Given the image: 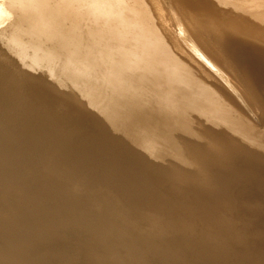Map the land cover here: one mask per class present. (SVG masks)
<instances>
[{
    "label": "rangeland",
    "instance_id": "374dc122",
    "mask_svg": "<svg viewBox=\"0 0 264 264\" xmlns=\"http://www.w3.org/2000/svg\"><path fill=\"white\" fill-rule=\"evenodd\" d=\"M31 1L35 18L32 24H25L23 23L24 17L31 12V7L25 6L29 5L27 0H0V13L11 12V25L6 23L4 26L3 24L5 30H0V180L6 182L0 188V212L6 218L3 220L7 221V223L4 222V226L10 223V220L14 223L13 227L15 226L12 231L5 230L9 233H3V240L0 244H4L3 247H5L14 242L21 246L20 250L28 253V257L22 264H79L81 258L85 264H130L133 257L139 258L137 264H150L146 256L151 255L152 248L159 251L161 258L158 262L151 264H176L185 253L186 257L193 255L194 250L199 249V245L204 241L210 249L217 247L216 245H219L220 249L225 248V250H219L218 247L214 249L216 253L222 251L224 254L218 252L216 255L212 249L214 256L205 253L207 255H201L196 262L193 261V264H222L224 260L230 264H263L256 262L255 258L244 260L243 255L247 257L249 253L250 255L256 253L258 255L255 254L254 257L264 256V241L262 242L264 240V217H262L264 216L262 215L264 184L260 185V180L252 183L259 199L255 198V202H248L243 195L247 191L246 187L248 188L246 175L242 170L236 172L232 169L229 162L220 163L217 169L221 182L225 185L221 187V190L213 187L208 179L204 180L205 185L197 184L198 180L195 176L202 174L207 178L215 172L212 167H207L210 165V159L214 157V152L221 150L220 148L213 151L215 146L236 147L228 136H223L222 128L215 127V124L222 123L226 126L228 123L236 124L245 120L246 123H250V126L253 125L252 128L257 132H264V0H149L156 11L157 19L151 14L152 7H148L146 0H95L94 6L98 9L97 15L100 20H95L93 15H88L92 0ZM160 4L185 30L184 36L177 38V45L171 39L169 40L167 35L168 42L174 50L159 27L163 26V22L165 23ZM83 11L86 17L81 18L80 13ZM38 14L45 18L40 19ZM256 14L259 17L257 20H255ZM131 18H134L133 22H130ZM73 22L77 26L74 33L71 31ZM18 27L23 30L22 40L25 43L29 40L41 41L42 37L44 41H51L44 45L41 52L37 53L35 66L42 69H38L36 73L31 72L33 77L22 87H19L20 78L14 67L18 63L17 58L19 56L22 59L23 66H30L33 60L32 54H36L39 45H33L34 48H29L32 51H25L24 56H21V52L13 47L15 44H8L15 28ZM129 29L132 30L133 37L126 36ZM175 52L185 54L184 57L188 62L194 65V71ZM197 61L207 64L214 75H217L220 80L222 78L224 82L220 83L201 69ZM62 72H69L84 79L88 99L87 105L79 110V118H82L84 123L71 124L69 134L64 138L63 136L55 137L54 142L57 141L56 143H53L52 139L44 143L45 145L42 144L46 149L47 158L51 161L44 158L46 157L43 153L44 148L40 152L39 149L36 150L39 154L35 151L26 152L24 150L23 155L29 159L26 162L20 161L21 155L15 150L7 151L5 147L11 141L19 142L23 136L21 133L25 128L19 126V123L21 124L20 119L26 113L24 109L35 105L38 111L44 112V115L50 112L58 113L63 117L50 101L53 98L59 99L61 94L65 95L66 102L74 99V91L68 86ZM197 72L205 78L204 86L213 90L210 99L215 105L210 106L208 110L197 106L193 108L191 104L183 109L184 106L177 100L176 90L181 86L180 82L184 84L192 83V81H198L197 84L200 82ZM153 78L158 80L155 81ZM151 80L152 83H150ZM45 93L47 96L42 97ZM248 95L256 104L257 111L254 107L251 110V106L247 104ZM27 102L30 104H25ZM185 112L197 114L199 117L189 116L188 119ZM181 118L185 119L181 120ZM207 120L212 121L206 123ZM57 122H61L59 118ZM187 123L196 124L189 127L190 133L195 130L200 133L196 138L191 139L202 144L204 140H207V144L194 145L199 156L190 154L192 158H189V154L185 153L182 155L184 157L174 159L176 156L174 141L178 140L181 135L177 130L181 127L184 130ZM172 125H176L174 131ZM167 126L170 134L165 135L161 130ZM39 127H41L40 123ZM239 128L243 129V126ZM246 128L248 127H244V131H237L242 132L245 138H253L250 142L253 147L260 146V140L252 135L250 128ZM172 131L177 132L175 140L171 135ZM75 135L78 140L82 138L79 141L88 143L84 154L106 155L108 159L110 158L109 164L107 159L106 165L110 167L112 164L111 169L107 166L104 168L106 172L100 171L98 175L92 172L89 173L90 175L86 174L88 180L84 179L87 185H84L86 183H83L85 182L83 179L84 187L80 185L81 188L78 183L72 184L67 177L63 180L64 182H54L55 186L52 183H50L52 185L47 184L45 179L50 178L51 175V178L57 180V176H67L64 172L62 173L67 165H71L66 161L67 159H61L56 166L52 165L50 168L48 166L52 164L54 160L52 156L55 157L56 152L58 154L66 150L71 143L75 144ZM182 139L184 140V136ZM46 146L50 148L47 149ZM35 154L39 156V160L42 157L41 162L36 159ZM262 155L264 156V150ZM86 158H89L88 155ZM61 163L63 167L64 163L67 165L64 168L61 167L62 170L57 169L56 167L58 164L61 166ZM40 166L44 167L43 172ZM34 167L37 171H34ZM39 170L41 173H37L40 172ZM53 171L54 173L56 171V177ZM102 172L107 173L106 175L110 174L103 176ZM63 178L64 176L61 180ZM107 178L112 180L109 182ZM118 178L123 181L124 185L126 184L123 185L124 189L133 186L129 191L130 196L124 195L121 198V195H118L114 184L119 182L121 186L119 184L118 186L123 189L121 180H117ZM95 179L97 180L94 181ZM231 180H235L240 187L236 184L231 185ZM20 181H28V187L24 183L20 185ZM89 181H94L96 185L90 186ZM104 182L107 184V190L105 187L102 189ZM65 183L67 187L64 186ZM110 183L113 184L110 185L111 187L108 186ZM75 185L83 191L87 188L86 192L94 187L93 194H99L97 190H100V194L92 196L91 193L94 191L92 188L86 195L83 191L72 193V195V189L75 192L79 191L78 188L75 190ZM52 186L55 187L54 189L57 188L55 192ZM45 187L48 188L47 191ZM65 188L71 190L66 189L65 191ZM61 189H64L63 192ZM101 191H106L102 192L106 196L101 194ZM61 192L68 195V198L65 196L62 201L59 197L62 195ZM81 194L85 195L86 199L89 197V200H91L90 195L91 198H97L100 195L103 198H97V201L95 199L96 202L83 200V205L76 204L79 199L76 197L79 195L83 197ZM165 198L167 203L163 200ZM47 201L49 203H46ZM96 203L99 204L96 205ZM165 204L166 206L170 204L174 212L166 214ZM19 205H22V208L16 207ZM101 205H104L103 208ZM108 206L110 211H107ZM100 207L102 208L100 214L105 212L108 215L104 214L103 218L100 217L104 221L92 215H88L90 218L87 215H80L89 214L95 208L100 210ZM258 208L261 210L259 211ZM233 212L235 214H232ZM239 212L241 217L237 216ZM250 212H255V216L260 215L254 219L255 216L250 215ZM39 213L43 214L39 215ZM211 215L221 217H216L219 219L215 218V220V216ZM251 216L252 219L249 218ZM250 219L253 220L252 223ZM108 220L110 225L107 224ZM129 220L132 222L130 223ZM94 221H106L107 223L100 225L109 226L105 225L100 228V225ZM127 222L129 223L126 225ZM240 222L241 224L244 222L243 227L239 226ZM120 224L125 227H121ZM22 227L24 229L19 231ZM104 227H107V230ZM257 230L259 233L262 231L261 234L256 232ZM49 233L51 236L46 237L45 235ZM1 235L2 230H0ZM247 235L252 243L247 239ZM258 237H261V242ZM70 238L74 246L70 247L72 254L68 252L69 250L67 251L70 256L64 252L66 261L63 257V250H61L62 246L58 241ZM245 239H247V244ZM125 240L128 243L124 242ZM225 240L232 242V246L227 247L229 243ZM39 242L44 244L40 247ZM141 243L145 245L142 246ZM238 243L242 245H237ZM254 243H259L261 247L259 245L255 247ZM46 245L50 247L54 245L58 249L53 250L54 248ZM233 245L237 246V250ZM257 248L263 250L260 249L257 252L256 250H259ZM242 250H245V253ZM222 256L225 258L222 259ZM62 258L63 261H60ZM125 259L131 260L125 263L122 261ZM161 261L163 263H160ZM189 261L191 258L185 259L180 264ZM132 263L134 262L131 261Z\"/></svg>",
    "mask_w": 264,
    "mask_h": 264
},
{
    "label": "bare ground",
    "instance_id": "6f19581e",
    "mask_svg": "<svg viewBox=\"0 0 264 264\" xmlns=\"http://www.w3.org/2000/svg\"><path fill=\"white\" fill-rule=\"evenodd\" d=\"M147 2V5H148V7L150 8V7H152V3L149 1V0H146ZM27 2H28V4L29 5H25V6H27V7H31V12L28 14V16H25L24 17V21H23V23H25V24H32V22H33V20H34V18H35V15H34V12H33V10H32V1L31 0H27ZM94 4H95V0H92V6H91V9H90V11H89V14L88 15H93L94 16V19L95 20H100V18H99V16L97 15V11H98V9L94 6ZM160 6H161V4H160ZM162 7V13H163V17H164V20H165V23L163 22V26H159V22L157 23V25L159 26V27H161V31L164 33V36H165V39H166V41L168 42L170 39L172 40V42H174L176 45H177V38L178 39H180V38H182L183 36H184V34H185V30H183V28L181 27V25L178 23V22H176V20L174 19V17H173V15L172 14H170V13H168V12H166L167 11V9L165 10L164 8H163V6H161ZM189 7V6H188ZM151 14L153 15V17L155 18V19H157V14H156V11H155V9L152 7V9H151ZM197 13H201V12H198V11H196ZM82 16H81V18L82 17H86V13H85V11H83V13H80ZM38 15H40V19H44L45 17L43 16V15H41V14H38ZM262 16V15H261ZM10 17H11V12H5V14H1L0 13V30H5V28L3 29V24H4V26H6V23H7V25H11V21H10ZM259 17L257 16V14H256V16H255V20H257ZM37 20H39V19H37ZM134 21V18H131L130 19V22H133ZM173 21V22H172ZM231 22V21H230ZM255 26H257V24L255 25ZM70 28V27H69ZM163 28H164V30H163ZM77 30V26L75 25V23L73 22V27H71V31H73V33L75 32ZM160 30V29H159ZM27 33V32H26ZM169 36V40H168V36ZM126 36H131V37H133L132 36V30L131 29H129V31H128V33H127V35ZM23 39V30L20 28V27H18V28H15V30H14V33H13V36H11L10 37V40L8 41V44H10V43H12V44H15V46H13L15 49H17L16 51H20L21 52V56H24V54H25V51L26 52H28V51H32V50H30L29 48H34L33 47V45L34 46H38L37 47V52H36V54H32L33 55V60L31 61V65L30 66H27V67H25V66H23V64H22V59H20V57L18 56V58H17V62L18 63H16L15 64V69H16V71H17V75H19L18 77L20 78V80H19V84H20V86L19 87H22L23 86V84H25V82H27V81H29L32 77H33V75H31L30 73L31 72H37V70L38 69H42V68H38V67H36L35 65H36V60H37V57H38V55H37V53L38 52H41V50H42V48L44 47V45L45 44H47L48 42H51V41H48V40H43V37H42V40L40 41V40H38V41H36V42H34V40H27L28 42H26L25 43V41L24 40H22ZM168 44L170 45V47H172V45H171V43H169L168 42ZM173 48V47H172ZM173 50H174V48H173ZM178 53V54H177ZM175 54L176 55H178V57H180L181 59H182V61L183 62H185L186 64H188L187 66H190L189 68L191 69V70H193L194 69V65H192V63L191 62H188V60L184 57V56H186L185 54H181L180 52H175ZM4 58V57H3ZM187 58L189 59V57L187 56ZM190 60V59H189ZM198 62V61H197ZM199 63V66L201 67V69H203V70H205L207 73H209L213 78H215L216 80H218L220 83H223L224 82V80L221 78V80L219 79V77L217 76V75H214V73H213V71L207 66V64H205V63H200V62H198ZM248 67V66H247ZM114 68V67H113ZM212 68V67H211ZM198 70V69H197ZM196 70V71H197ZM194 71V70H193ZM26 73L28 74V75H26ZM63 73V75H64V77H65V79H66V82H67V84H68V86L69 87H71L72 88V90L74 91V99L72 100V101H69V102H66L65 101V95L64 94H61V96H60V98L59 99H56V98H53L51 101H50V103L52 102L53 103V105L57 108V110L59 111V113L63 116V117H61L58 113H48V114H43L44 112L43 111H38L37 110V108H36V106L34 105V106H29V107H26L25 109H24V111H26V113H25V115H22L23 117H21V124L19 123V126H23L25 129H24V131L21 133L23 136L21 137V139L19 140V142L18 141H11V142H9L7 145H6V149H8L7 151H13V150H15L16 151V153H18L19 155H21V157H20V161H23V162H26L27 161V159H29V157H25L23 154H24V150L27 152V151H31V152H34L35 151V153L38 151V149H39V152L44 148V145L46 144V142H48V141H51L52 139V142L53 143H56V142H54V140L57 138V137H62L63 136V138L65 137V136H67L69 133H68V130H69V128H70V125L71 124H78V123H84V121H82L83 119L82 118H79V116H80V112H79V110H80V108L82 107V106H85V105H87L86 104V102H87V99H88V94H87V92L85 91V82H84V79L82 78V77H79V76H76V75H74V74H70L69 72H62ZM197 77H198V79L200 78V82L197 84L196 82H198V81H192V83H187V84H184L183 82H180V84H181V86L176 90V94L178 95V97H177V100H178V102H180L181 103V105L182 106H184L183 107V109L186 107H189L190 106V104H191V106L194 108L195 106H197L198 108L199 107H201V108H204V109H206V110H208V109H210V106H214L215 104H214V101L212 100V99H210V97L212 96V92H213V90H211V89H209L208 87H205L204 86V84H203V82L204 81H206L205 80V78H203V76L201 75V74H199L198 72H197ZM193 80H194V78H192ZM139 80V79H138ZM153 80H155V81H157L158 79H156V78H153ZM153 81L151 80L150 81V83H152ZM202 82V83H201ZM206 84V83H205ZM189 91H190V93H189ZM81 95V96H80ZM28 96V95H27ZM45 96H47V93H45L42 97H45ZM248 97H249V95H248ZM210 99V100H209ZM48 100H49V98H48ZM51 103V104H52ZM68 103V104H67ZM25 104H30V103H25ZM247 104L248 105H250L251 106V110H253V107L255 108V110L257 111V107H256V104L254 103V101H252V99L249 97V100H247ZM254 112V111H253ZM42 113V114H41ZM185 115H186V117H188V119H189V116H193V118L194 117H199L197 114L195 115V114H192V113H190V112H185ZM58 118L60 119V123H58L57 122V120H58ZM154 119V118H153ZM182 119H185V118H181V120ZM188 119H187V121H188ZM44 120V121H43ZM204 121V120H203ZM202 121V122H203ZM211 121L212 120H207V122L206 123H208V122H210L211 123ZM165 122H167V120H165ZM39 123L41 124V127H39ZM44 123V124H43ZM62 123V124H61ZM69 123V124H68ZM189 123V122H188ZM187 123V125H186V128L184 129V130H182L183 128L181 127V129H178L177 131H178V133L179 134H181L180 135V138L178 139V140H175V138H176V133L177 132H173L174 130H175V127H176V125H172L171 127H172V129H173V131L171 132V135H172V137H173V139L175 140L174 141V147H175V151H176V156L174 157V159H178V158H182V157H184V156H182V155H184L185 153H187V154H189L188 156H189V158H192L191 156H190V154L192 155V156H199V152L196 150V149H194V145H196V146H202V145H205V144H207V140H204L203 141V143L204 144H202V143H200L199 141L197 142L195 139L194 140H192L191 138H196L200 133H197L196 131L197 130H195L193 133H190L189 132V127L191 126V125H196V124H188ZM204 123V122H203ZM86 124V123H85ZM247 124H249V126L247 125ZM162 125H164V123H162ZM206 126V125H205ZM216 126H218V127H221L222 128V132H223V136H228V138H229V140H231V141H233V143L236 145V147H233V146H231V147H221V145H217V146H215V148L213 149V151L214 150H218V149H220L221 148V150H218V151H215L214 152V157L212 158V159H210V165H208L207 167L208 168H210V167H212V169H213V171H215V172H212L211 173V175L209 176V177H207L206 178V176H203L202 174H199V175H197V176H195V179L196 180H198L196 183L197 184H201V185H205V183H204V180L205 179H208V181H209V183H211L212 185H213V187H215V188H217V189H219V190H221V187H225V185L221 182V177L219 176V174H218V171H217V169H218V167L220 166V163L222 164V163H224L225 161L226 162H229V164L230 165H232V169H234L236 172H240L241 170L243 171V173L246 175L245 177L247 178L246 179V181H247V186H248V188L246 187V190L247 191H245L244 193H243V195L246 197V199L248 200V202H250V201H252V202H255V198L256 199H259V197H258V195L256 194V189L255 188H253V185H252V183L254 182V181H259V184L261 185V184H264V156L262 155L263 154V150H264V132H260L259 133V131L257 132L254 128H252V127H254L253 125H251L250 126V123H246L245 122V120H243V122H238V123H236V124H233V123H231V124H226V126H223L222 125V123H217V124H215V127ZM243 126V129H241V128H239V127H242ZM256 126V125H255ZM81 127H83V126H81ZM195 127V126H194ZM200 127V126H199ZM244 127H248V128H250V130H251V133H252V135L254 136V137H256V138H258L259 140H260V143H261V145L260 146H258V147H253L252 145H251V143L250 142H252V139H250V138H245V137H243V135H242V132H240L241 130H245L244 129ZM72 128H73V126H72ZM78 128V127H77ZM248 128H246V129H248ZM259 128V127H258ZM82 129V128H81ZM80 129V130H81ZM211 129H212V127H211ZM261 129H262V127H261ZM261 129H260V131H261ZM33 130H34V132H33ZM237 130H240V131H237ZM76 131H78L79 132V130H76ZM247 131V130H246ZM73 132H75L74 130H73ZM77 132V133H78ZM161 132L162 133H164L165 135L168 133V134H170V130H169V127L167 126V127H164V129H162L161 130ZM249 132V131H248ZM29 133H31V134H29ZM76 133V134H77ZM83 133V132H82ZM81 134V133H80ZM90 134V133H89ZM250 134V133H249ZM248 134V135H249ZM212 135V134H211ZM245 135V134H244ZM76 136V135H75ZM79 136V135H78ZM87 136H88V134H87ZM182 136H184V140L182 139ZM56 137V138H55ZM71 137V136H70ZM81 137V136H80ZM22 139H23V142H22ZM59 139V138H58ZM57 139V140H58ZM61 139V138H60ZM66 139V138H65ZM74 139V138H73ZM82 139V138H81ZM81 139H79V140H81ZM75 144L74 145H72V143H71V145H69V147L68 148H66V150L64 149V151H61V152H58V154H57V152H56V154L58 155V156H56V154H54L55 155V157L54 156H52L53 158H54V160H52V164L50 165L49 164V166L48 165H45V166H48L49 168H50V166H52V165H54V166H56V164L61 160V159H67L66 161L69 163L70 162V164L71 165H67V163H64L65 165H64V167L67 165V166H69V167H65L66 169H64V170H62L64 167L62 166V164L63 163H61L60 165L61 166H59V164H58V166L56 167L57 169L58 168H60L61 169V167H63L61 170H62V173L64 172L67 176H65V175H61V177H58L57 176V178H58V180L56 179V178H51L52 177V175H51V177L50 178H44L45 179V182H47V184H50V183H54V182H62L63 180H65V178L67 177V179L69 178V180L70 181H72L71 183L72 184H75V183H78V185H79V187H80V185H82L81 187H84V185H87V181L85 180V179H87L88 180V177L86 176V174L88 175L90 172H92V173H96L97 175H98V172H100V171H104V168L105 167H109V165H106L107 164V159H108V157L106 156V155H102V156H98V155H96V156H93V154H90V153H88V154H84L85 152H86V150H87V146H88V143L86 144V142H84V141H79L78 140V138H77V136H76V138H75ZM85 140H87V139H85ZM64 141V140H63ZM66 141V140H65ZM69 142H71V140L69 141ZM90 142V141H89ZM45 143V144H44ZM51 143V142H50ZM61 143V142H60ZM74 143V142H73ZM42 144H44L43 146H42ZM50 145V144H49ZM48 145V146H49ZM58 145V144H57ZM67 145V144H66ZM65 145V146H66ZM52 146V145H51ZM53 147V146H52ZM55 147V146H54ZM27 148V149H26ZM46 148L48 149V148H50V147H47L46 146ZM20 150H22V151H20ZM37 150V151H36ZM45 148H44V154H45ZM53 150V149H52ZM48 151V150H47ZM47 151H46V153H47ZM60 151V150H59ZM39 152H37L38 154H39ZM49 152V151H48ZM55 152V151H54ZM221 153V154H220ZM34 154V153H33ZM44 154H42V155H44ZM48 154V153H47ZM49 154H51V153H49ZM36 155V157H37V154H35ZM35 155H33V156H35ZM41 155V154H40ZM41 155V156H42ZM88 155V157L89 158H86V156ZM32 156V157H33ZM40 156V157H41ZM45 156L46 157H44V158H47V155L45 154ZM49 157H51V155L49 156ZM186 157V156H185ZM39 158V156L36 158V159H38ZM43 158V160H47V159H44ZM33 159V158H32ZM42 159V157L40 158V160ZM56 159V160H55ZM110 159V158H109ZM109 159H108V164H109ZM171 159H173V158H171ZM35 160V159H34ZM39 159H38V161H40ZM48 160H50L51 161V159H48ZM37 161V160H36ZM63 161H65V160H63ZM65 161V162H66ZM111 161V160H110ZM41 162V161H40ZM45 162V161H44ZM61 162V161H60ZM59 162V163H60ZM39 163V162H38ZM42 163H43V161H42ZM42 163H39V164H42ZM45 163H47V162H45ZM112 163V162H111ZM48 164V163H47ZM37 165V167H38V164H36ZM43 165V164H42ZM111 166H112V164L110 165V167H109V169H111ZM40 168H41V170L44 168V167H42V166H40ZM40 168H37V169H40ZM49 168H45L46 170L47 169H49ZM55 167H53V169H54ZM56 168H55V170H56ZM33 169H35L34 171H37L36 170V168L34 167ZM120 169V168H119ZM50 170V169H49ZM48 170V171H49ZM52 170V169H51ZM106 170V169H105ZM40 171V170H39ZM47 171V173L49 174V172ZM60 171V170H59ZM32 172V171H31ZM42 172H43V170H42ZM46 172V171H45ZM44 172V173H45ZM58 172V171H57ZM61 172V171H60ZM104 172H106V171H104ZM104 172H102V175L104 176H109V174L108 175H106L107 173H105L104 174ZM108 172V171H107ZM110 172V171H109ZM37 173H41V171L40 172H37ZM51 174H52V172H50ZM53 173H54V171H53ZM55 173H56V171H55ZM54 173V174H55ZM63 173V174H64ZM91 173V174H92ZM36 175H38V174H36ZM59 175V174H58ZM90 175V174H89ZM94 175V174H93ZM97 175H96V177H97ZM205 175V174H204ZM44 176V175H43ZM64 176V178L61 180V178ZM86 176V177H85ZM100 176H101V173H100ZM100 176H99V178H100ZM113 176V174L111 175V177ZM35 177H38V176H35ZM41 177H42V175H41ZM40 177V178H41ZM54 177H56V174L54 175ZM90 178H91V176H89ZM118 177V175L116 176V178ZM29 178H30V176H29ZM39 178V179H40ZM85 178V179H84ZM93 178H94V176H93ZM92 178V179H93ZM106 178V177H105ZM114 178H115V176H114ZM25 179H27V180H29L28 178H25ZM66 179V180H67ZM72 179V180H71ZM85 180V182H83V183H86V184H82V180ZM91 179V180H92ZM108 179V178H107ZM242 179H244V178H242ZM40 180H42L43 181V179H40ZM90 180V179H89ZM97 179H95L94 181H96ZM103 180H104V178H103ZM109 180V179H108ZM108 180H107V183H108ZM110 180H112V179H110ZM110 180H109V182H110ZM114 180V179H113ZM117 180H121L120 178H118ZM70 181H67V182H70ZM94 181H92V182H90V186L92 185V184H94ZM100 181V180H99ZM102 181V180H101ZM105 181V180H104ZM116 181V180H115ZM1 182H2V184H1ZM4 181H1L0 180V188L6 183V182H4ZM40 182V181H39ZM60 182V183H61ZM64 182V181H63ZM66 182V181H65ZM121 182V184H122V186L124 185V183H123V181L121 180L120 181ZM20 183V185L22 184V183H24V185L25 186H27L28 187V181H20L19 182ZM42 183V182H41ZM40 183V185H42ZM55 183V184H56ZM101 184H102V182H100ZM105 184H103L102 186V189L105 187V189L107 190V184H106V182H104ZM117 183V182H116ZM47 184H45L46 186H47ZM52 184H50V185H52ZM55 184H53L54 186H55ZM69 184V183H68ZM112 183H110V184H108V186L109 187H111L112 185H111ZM118 184H119V182H118ZM118 184H114V185H116V186H114L115 188H117V190H118V195H121L120 197L122 198V196H124V195H126V197H128V196H130V190L133 188V186L131 187V188H127V189H124V186L126 185H124L123 186V189H121L120 188V186H118ZM231 185H233V184H236L238 187H240V185L235 181V180H231V183H230ZM39 185V186H40ZM61 185H63V184H61ZM66 185V183L64 184V186ZM88 185V186H89ZM94 185H96V183L94 184ZM111 185V186H110ZM133 185V184H132ZM230 185V186H231ZM235 185V186H236ZM31 186V185H30ZM44 186V185H43ZM54 186H52V190H54V192H55V190L57 189H54L55 187ZM57 186V185H56ZM63 186V187H64ZM68 185H66V187H67ZM93 186V185H92ZM237 186H236V188H237ZM42 187V186H41ZM40 187V188H41ZM48 187H50L49 185H48ZM80 187V188H81ZM99 186H97V188H98ZM129 187V186H128ZM227 188L229 187V186H226ZM231 187H233V186H231ZM230 187V188H231ZM38 189H39V187H37ZM46 188V187H45ZM51 188V187H50ZM74 188H76L75 190H77V185H75L74 186ZM93 189H94V187H92ZM92 188H90V189H92ZM96 188V187H95ZM234 188V187H233ZM232 188V189H233ZM6 189H7V187H6ZM44 189V188H43ZM47 189L48 188H46V191H47ZM66 189L67 188H65V191H66ZM79 189V188H78ZM90 189H89V192H90ZM100 189V188H99ZM45 190V189H44ZM51 190V191H52ZM59 190V189H58ZM64 190V189H63ZM63 190L61 189V191L63 192ZM67 190H71V189H67ZM84 190H86L87 191V188H85ZM236 190V189H235ZM41 191H42V188H41ZM65 191H64V193H65ZM80 191H83L82 189L80 190L79 189V191H74V189H72V191H71V194L72 193H79ZM86 191H83V192H85L84 194L86 195V193L88 194L89 192H86ZM98 192L97 193H99L100 194V190H97ZM232 190H230V192H231ZM234 191V190H233ZM38 192V191H37ZM40 192V191H39ZM38 192V193H39ZM60 192V191H59ZM61 192V193H62ZM93 192H95V189H94V191H92V193H91V195L93 196L94 194L95 195H97V196H99V194H96V193H94L93 194ZM103 191H101V194H103L104 192H106V191H104L103 193H102ZM41 193H43V192H41ZM51 193V192H50ZM64 193H62V195L60 196L59 195V197L61 198V200L63 201L64 200V197L65 196H67V198H68V195H64ZM70 193V192H69ZM80 193H82V192H80ZM122 193V194H121ZM124 193V194H123ZM229 193V192H228ZM227 193V194H228ZM232 193V192H231ZM44 194V193H43ZM58 194V193H57ZM42 195V194H41ZM54 196H56L55 194H53ZM73 195V194H72ZM76 195H78V194H76ZM75 195V196H76ZM81 195H83V194H81ZM85 195H83V197H81L80 195H79V197L77 196L76 198H79V199H77V201H78V203H76V204H79V203H81L80 205H83V203L84 202H82L83 200L85 201V200H89V197H88V199H86L87 197H85ZM91 195H90V199L91 200H89V201H95V199H96V201H97V198H100L101 197V195H100V197H97V198H91ZM104 195V194H103ZM231 195V194H230ZM58 196V195H57ZM69 196H71V195H69ZM75 196H73V198L75 197ZM104 196H106V195H104ZM233 196V195H232ZM51 197H52V195H51ZM59 197H57V198H59ZM72 197V196H71ZM101 198H103V196L101 197ZM235 198V197H234ZM70 199V198H69ZM69 199H67V200H69ZM116 199H118L119 200V198H116ZM115 199V200H116ZM170 198H168V200H169ZM76 200V199H75ZM98 200H102V199H98ZM142 200V199H141ZM164 200V202L165 203H167L166 202V198L165 199H163ZM49 201H52V200H49ZM70 201V200H69ZM72 201H74V200H72ZM77 201H75V202H77ZM95 201V202H96ZM105 201V200H104ZM106 202V201H105ZM117 202V204L119 205V203H118V201H116ZM120 202V201H119ZM163 202V201H162ZM164 202H163V204H164ZM169 202H170V200H169ZM172 202V201H171ZM231 202V201H230ZM46 203H49L48 201L46 202ZM90 203V202H89ZM93 203V202H92ZM142 203V202H141ZM94 204V203H93ZM99 204V203H98ZM97 203H96V205H98ZM106 205H107V203H105ZM109 205H110V203H109ZM138 205H139V203H138ZM160 205H162V203L160 204ZM159 205V207L161 208V206ZM168 206H166V204L164 205V208H165V210H164V212L166 213V214H168V212H170V213H173L174 211L173 210H171V208H170V204H167ZM94 206H95V204H94ZM102 206H104V205H101V207ZM124 206V205H123ZM140 206V205H139ZM138 206V207H139ZM243 206H244V204H243ZM17 208L18 207H21L22 208V205H19V206H16ZM96 207V206H95ZM100 207V210H96V208H95V210H92V212L91 213H89V214H86V213H82V214H80V215H92L93 217H96L98 220H103L104 221V219H101V218H103L104 216V214H105V212H101V214H100V211H102L101 209L103 208H101ZM107 207V206H106ZM126 207V206H125ZM132 207V206H131ZM232 207V206H231ZM240 207V206H239ZM242 207V206H241ZM94 208V207H93ZM92 208V209H93ZM109 208V209H108ZM108 210L107 211H110V207L108 206ZM140 208V207H139ZM244 208V207H243ZM246 208H247V206H246ZM246 208H244V210L246 209ZM105 209H103L104 211H105ZM227 209H228V207H227ZM231 209V208H230ZM237 209V208H236ZM241 209V208H240ZM255 209V208H254ZM259 209V211L261 210L260 208H258ZM123 210V209H122ZM138 210V209H137ZM238 210H239V208H238ZM124 211H125V209H124ZM236 211V210H235ZM234 211V212H235ZM246 211V210H245ZM258 211V210H257ZM134 212H135V210H134ZM227 212H228V210H227ZM231 212H232V209H231ZM230 212V213H231ZM232 213V214H235V213ZM237 212V211H236ZM243 212V211H242ZM103 213V214H102ZM106 213H109V212H106ZM136 213H137V211H136ZM255 213V212H254ZM254 213H251L250 212V215L251 214H253L254 215ZM42 215L43 213H39V215ZM231 214V215H232ZM240 212L238 213V217H241L240 215ZM242 214V213H241ZM246 214V213H245ZM260 215V214H259ZM259 215H256V216H259ZM262 215H264V212H263V214ZM105 216H108V215H106L105 214ZM211 216H215V215H211ZM210 216V217H211ZM233 216H235V215H233ZM247 216H249V215H247ZM246 216V217H247ZM255 216V215H254ZM256 216L254 217V219L256 218ZM89 217V216H88ZM101 217V218H100ZM216 217H219V216H215L214 217V219L216 218ZM221 217V216H220ZM219 217V218H220ZM230 217V216H229ZM228 217V218H229ZM237 217V218H238ZM242 217H243V214H242ZM262 217H264V216H262ZM3 216H2V214H1V212H0V230H2V235L0 236V241L1 240H3V238H2V236H3V233H5V232H8L9 233V231H12L13 229H14V227H13V225H14V223L13 222H11L12 220H10L9 222L10 223H8L7 225H3L4 224V220H3ZM90 218V217H89ZM92 218V217H91ZM100 218V219H99ZM213 218V217H212ZM219 218H216L217 220L219 219ZM225 218V217H224ZM236 218V217H235ZM249 218H251L252 219V216L251 217H249ZM4 219H6V218H4ZM92 219H94V218H92ZM105 219H107V217L105 218ZM215 219V220H216ZM225 219H227V218H225ZM230 219V218H229ZM238 219H240V218H238ZM237 219V220H238ZM244 219V218H243ZM247 219V218H246ZM251 219H250V223H252V221H251ZM96 220V219H95ZM228 220V219H227ZM230 220H232V219H230ZM236 220V221H237ZM258 220H259V218H258ZM258 220H256V221H258ZM261 220H263V218L261 219ZM97 221V220H96ZM126 221V220H125ZM247 221H249V220H247ZM95 222V221H94ZM106 222V221H105ZM105 222H95V223H97V224H102V223H105ZM116 222V221H115ZM129 222H130V220H129ZM129 222H127V223H125L126 225L129 223ZM132 222V221H131ZM130 222V223H131ZM221 222V221H220ZM228 222V221H227ZM226 222V223H227ZM244 222H246V221H244ZM244 222L242 223L243 225H244ZM5 223H7V221L5 222ZM107 223V222H106ZM114 223V222H113ZM121 223V222H120ZM222 223V222H221ZM236 222H234V224H235ZM237 223H239V221H237ZM260 223V222H259ZM107 224H109L110 225V223H109V220H108V223ZM123 224V223H122ZM217 224H219V223H217ZM241 224V222H240V224H239V226L241 225L242 227H243V225ZM247 223H245V225H246ZM257 224V223H256ZM261 224V223H260ZM106 224H103V226H105ZM109 225H106V226H109ZM113 225V224H112ZM111 225V226H112ZM132 225V224H131ZM249 225V224H248ZM252 225V224H251ZM102 225H100V228H102L103 227ZM114 226V225H113ZM116 226V225H115ZM119 226V225H118ZM117 226V227H118ZM120 226H121V224H120ZM124 226V225H123ZM123 226H121V227H123ZM129 226V225H128ZM258 226V225H257ZM256 226V227H257ZM125 227V226H124ZM130 227V226H129ZM192 227V226H191ZM213 226H211V228H212ZM246 228H248L247 226H245ZM249 227H251L252 228V226H249ZM254 227H255V225H254ZM25 228H31V227H25ZM106 230H107V227H104ZM103 228V229H104ZM119 228V227H118ZM133 228H134V226H133ZM194 228V227H193ZM246 228H244V229H246ZM21 230H19V231H22L24 228L22 227V228H20ZM110 228L108 227V230H109ZM214 229V228H213ZM261 229V228H260ZM264 229V228H263ZM263 229H261V230H263ZM5 230H9V231H5ZM101 230V229H100ZM105 230V231H106ZM119 230V229H118ZM121 230H123V229H121ZM130 230H131V228H130ZM211 230V229H210ZM260 230V231H261ZM127 231V230H126ZM132 231V230H131ZM171 231V230H170ZM264 231V230H263ZM123 232H124V230H123ZM256 232H258V230L256 231ZM262 232V231H261ZM261 232L259 233V234H261ZM27 233V232H26ZM69 233V232H68ZM70 233H72V232H70ZM125 233H127V232H125ZM125 233H124V235H125ZM171 233V232H170ZM169 233V234H170ZM245 233H247L248 234V232H245ZM257 233V234H258ZM264 233V232H263ZM73 234V233H72ZM123 234V233H122ZM167 234V233H166ZM210 234V233H209ZM244 234V233H243ZM253 234V233H252ZM68 235H70V234H68ZM123 235V236H124ZM140 235V234H139ZM168 235V234H167ZM263 235V234H262ZM46 237L47 236H51L50 235V233L48 234V235H45ZM44 236V237H45ZM53 236H55V235H53ZM94 236V235H93ZM122 236V238H124ZM131 236V235H130ZM138 236V235H137ZM166 236V235H165ZM206 236H208V235H206ZM253 236H254V234H253ZM253 236L251 235V237L253 238ZM256 236V235H255ZM7 237V236H6ZM45 237V238H46ZM69 237V236H68ZM95 237V236H94ZM168 237V236H167ZM242 237H243V235H242ZM247 237H248V235H247ZM73 238V237H72ZM169 238V237H168ZM172 238H174L173 237V234H172ZM210 238V237H209ZM218 238V237H217ZM256 238V237H255ZM259 238V237H258ZM258 238H257V240H258ZM261 238V237H260ZM260 238H259V241L261 242V240H260ZM8 239H10V237H8ZM7 239V240H8ZM59 239V238H58ZM121 239V238H120ZM128 239H129V237H128ZM215 239V238H214ZM247 239H249V237L247 238ZM247 239H245L246 240V244H247ZM32 240V239H31ZM41 240V239H40ZM78 240V239H77ZM127 240V239H126ZM126 240L124 241V242H126ZM138 240H139V238H138ZM141 240H142V238H141ZM169 240H170V238H169ZM173 240H175V239H173ZM205 240V239H204ZM206 240H208V239H206ZM211 240V239H210ZM25 241V240H24ZM44 241H46V240H44ZM68 241V242H67ZM123 241V240H122ZM171 241H172V239H171ZM226 241V240H225ZM243 242H244V240H242ZM249 241H250V239H249ZM264 240H262V242H263ZM41 242H43V241H41ZM138 242V241H137ZM143 242V241H142ZM224 242V241H223ZM227 242V241H226ZM226 242H225V244H226ZM251 242V241H250ZM258 242V241H257ZM257 242H255V243H257ZM4 243V242H3ZM46 243V242H45ZM58 243H59V245H61L62 246V248H61V250H63V257L65 258L66 256H64L65 255V253L64 252H67L68 250V252H71L70 251V247H73L74 245H72L71 243V238L70 239H63V240H61V241H58ZM126 243H128V242H126ZM145 243V242H144ZM206 243V242H205ZM213 243V242H212ZM227 243H229V242H227ZM232 243V242H231ZM231 243H229V245L227 246V247H230V246H232L231 245ZM236 243V242H235ZM234 243V244H235ZM245 243V242H244ZM252 243V242H251ZM254 243V244H255ZM264 243V242H263ZM263 243H261V245H263ZM39 244H40V242H39ZM41 244H44V243H41ZM41 244H40V247H41ZM142 244V243H141ZM217 244V243H216ZM221 244H222V241H221ZM220 244V245H221ZM248 244H250L249 242H248ZM3 245L4 244H0V259H1V262H0V264H3V263H5L6 262V264H22V262L28 257V253L26 252V251H21L20 249L21 248H19V247H21V246H18V245H16L14 242L12 243V244H10V245H7V246H5V247H3ZM36 245V244H35ZM68 245H70V246H68ZM143 245H145V244H142V246ZM204 245V246H203ZM237 245H242L241 243H238ZM252 246H253V244H251ZM259 245L260 246V244L258 243V244H255V247H257V246ZM46 246H48V245H46ZM217 247L219 246V245H216ZM226 246V245H225ZM234 246V245H233ZM39 247V248H40ZM48 247H50V246H48ZM198 247V246H197ZM209 246H207V245H205L204 244V241H203V244H200L199 245V249H196V250H194V254L193 255H188L187 257H186V253H185V255H184V257H182V259L180 260V261H177L178 263H176V264H180L181 262H183L185 259H187V258H191V261H189V262H187V263H185V264H193V261L194 262H196L198 259H199V257L201 256V255H207V254H209V255H213L214 256V249H217V247H215V248H212L213 249V251H212V249H210V248H208ZM222 247V246H221ZM223 247H224V245H223ZM235 248L237 247V246H234ZM233 247V248H234ZM254 247V246H253ZM261 247V246H260ZM263 247V246H262ZM50 248H54L53 250H56V249H58V248H56L54 245L52 246V247H50ZM219 248V247H218ZM232 248V247H231ZM234 248V249H235ZM238 248H239V246H238ZM248 248V247H247ZM249 248H250V246H249ZM257 249H259V250H256L257 252L258 251H260V249H262V248H257ZM264 249V248H263ZM262 249V250H263ZM219 250H225V248H219ZM235 250H237V248L235 249ZM239 250V249H238ZM84 251V250H83ZM228 251V249L226 250V253L228 254L229 252H227ZM68 252L66 253V255H69L68 254ZM187 252V251H186ZM223 253L224 254V252H222V251H217V253ZM240 252H241V250H240ZM242 252L243 253H245V250H242ZM246 252H247V250H246ZM150 253V252H149ZM205 253H207V254H205ZM216 253V252H215ZM217 253H216V255H217ZM71 254H72V252H71ZM227 254H225V256H227ZM247 254V253H246ZM251 253H249L248 255H247V257H246V255H243V258H245L244 260H249L250 258H255V261L256 262H261V263H263L264 264V256L263 255H261V257H254V255L256 254V253H254V254H252V255H250ZM256 255H258V254H256ZM70 256V255H69ZM74 256V255H73ZM236 256V255H235ZM234 256V257H235ZM253 256V257H252ZM129 257H130V255H129ZM128 257V258H129ZM132 257H133V255H132ZM146 257H148L147 259L148 260H150V264L151 263H155V262H158V259L159 258H161L160 256H159V251L158 250H156V249H154V248H152V250H151V255H147ZM217 257V256H216ZM223 258L222 259H224L225 257L224 256H222ZM71 258H72V255H71ZM112 258V257H111ZM257 258H262V259H257ZM79 259H80V257H79ZM110 259V258H109ZM65 260L67 261V259L65 258ZM81 260V263H79V264H85V262H84V260L81 258L80 259ZM131 259H125V260H122L123 262H127V261H130ZM235 260H237V258H235ZM60 261H63V258H62V260H60ZM69 261H72L71 259H69ZM86 261H87V259H86ZM131 261H133L134 263H132V264H137L138 262H139V258L138 257H133V260H131ZM131 261L129 262L130 264H131ZM222 261V260H221ZM59 262V261H58ZM72 262H74V261H72ZM88 262V261H87ZM61 263V262H60ZM160 263H163V261H161ZM222 264H230V262H226L225 260L224 261H222L221 262ZM118 264H120V263H118Z\"/></svg>",
    "mask_w": 264,
    "mask_h": 264
}]
</instances>
